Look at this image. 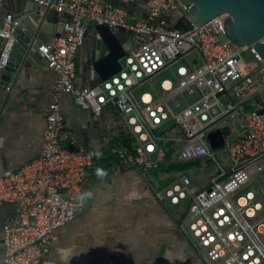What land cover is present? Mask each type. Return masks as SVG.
I'll list each match as a JSON object with an SVG mask.
<instances>
[{"label":"built area","instance_id":"obj_1","mask_svg":"<svg viewBox=\"0 0 264 264\" xmlns=\"http://www.w3.org/2000/svg\"><path fill=\"white\" fill-rule=\"evenodd\" d=\"M28 1L70 17L61 33L37 43L40 57L56 73L41 154L0 176V206L13 204L16 213L3 226V262L44 264L57 232L87 210L90 178L123 167L146 175L160 168L164 147L170 145L178 147L181 162L203 159L217 167L207 181L181 173L163 190L179 232L195 253L208 264H264V113L255 101L264 86V59L252 45L221 40L227 15L184 30L166 18L149 25L102 0ZM148 8L154 21L166 13L179 18L190 12L179 0H148ZM87 21L147 38L120 60L119 72L83 86L76 82V59L86 41ZM20 27L13 13L3 15L0 68L9 62ZM192 52L199 58H189ZM173 65L178 81L164 88L167 95H136V89ZM63 94L96 117L108 104L122 114L124 134L114 144L110 167L76 145L71 117L61 109ZM187 97L197 99L178 110ZM163 124L178 127L180 134L158 130ZM222 126L231 134L213 149L208 133Z\"/></svg>","mask_w":264,"mask_h":264},{"label":"crops","instance_id":"obj_2","mask_svg":"<svg viewBox=\"0 0 264 264\" xmlns=\"http://www.w3.org/2000/svg\"><path fill=\"white\" fill-rule=\"evenodd\" d=\"M26 9V1L3 0L0 25L7 12L18 18L30 17ZM135 16L142 18L138 13ZM177 18V14L170 16L173 21ZM50 33L43 30V41L37 39V43L49 42ZM194 58H199L198 53ZM173 67V78H164L156 85L157 77L168 67L136 89V95L147 83L153 85L147 91L167 95L164 88L178 81ZM55 81L56 73L39 56L19 70L7 92L0 93V176L21 169L41 154ZM76 82L83 86L98 82L88 40L77 54ZM196 99L187 97L178 110ZM59 101L62 111L71 117L76 145L102 167H110L116 159L114 144L124 134L120 111L108 104L96 117L71 95L63 94ZM168 128L180 134L178 127L168 124L158 130ZM154 178L151 172L144 175L126 167L90 178L85 184L87 210L57 232L44 264H208L179 232L173 209L163 199L164 189L155 187ZM15 217L13 204L0 206V264H5L3 226Z\"/></svg>","mask_w":264,"mask_h":264},{"label":"water","instance_id":"obj_3","mask_svg":"<svg viewBox=\"0 0 264 264\" xmlns=\"http://www.w3.org/2000/svg\"><path fill=\"white\" fill-rule=\"evenodd\" d=\"M26 11L30 17H20V29L17 41L13 46L8 64L0 68V93L7 92L14 83L19 70L30 61L39 57L37 39L43 41L40 33L50 30L53 39L63 31L65 21L70 17L67 13H59L55 9L28 0ZM103 2L125 10L129 16L138 13L149 25H158L159 20L166 18L173 28L189 30L193 24L203 25L213 18L226 14L225 32L220 34L223 42L233 46H254L264 59V0H179L182 5L190 7L189 15H183L170 21L171 13L163 14L157 21L150 20L148 0H102ZM27 13H23L25 15ZM39 18H38V17ZM60 19V20H58ZM124 36L125 39H122ZM86 41L91 46L92 64L98 82L105 81L121 70L120 60L130 51L139 46L147 34L126 32L120 27H110L89 21L85 31ZM85 41V42H86ZM260 106L259 112L264 113V86L255 95ZM231 134L228 126L208 133V140L213 149L225 144V138Z\"/></svg>","mask_w":264,"mask_h":264},{"label":"rangeland","instance_id":"obj_4","mask_svg":"<svg viewBox=\"0 0 264 264\" xmlns=\"http://www.w3.org/2000/svg\"><path fill=\"white\" fill-rule=\"evenodd\" d=\"M194 56H195V52H192V53H190L189 58L194 57ZM173 75H174V67L171 66L164 72L163 75H159L157 77L156 85H159L164 78H173ZM151 86H153L151 83H147L142 88L141 91L150 90ZM141 91L139 93H141ZM178 162H181V161L178 160V147H176L174 149V156H173L172 160L167 163V165L171 166L172 164H176ZM216 170H217V167L215 164H213V163L207 164L205 162V160L202 159L200 167L194 166V167L186 169V170H182V171H178V172H172V173H166V172H164L163 169L161 170V168H159L158 170H155L151 173L156 178L155 183H154L155 187L158 190H163L166 187L167 183L171 182V178H174V176H178L181 173H185L192 178H201V179L207 181L216 172Z\"/></svg>","mask_w":264,"mask_h":264},{"label":"trees","instance_id":"obj_5","mask_svg":"<svg viewBox=\"0 0 264 264\" xmlns=\"http://www.w3.org/2000/svg\"><path fill=\"white\" fill-rule=\"evenodd\" d=\"M165 149V160L161 163V170L163 169L166 173H172V172H178L182 170H186L189 168H192L194 166L200 167L202 159L190 161V162H178L176 164H172L171 166L167 165L168 162H170L174 156V147L167 145L164 147ZM210 163V162H209ZM208 163V164H209ZM177 176H174V178H171V181H173ZM170 182L167 183V185Z\"/></svg>","mask_w":264,"mask_h":264},{"label":"bare ground","instance_id":"obj_6","mask_svg":"<svg viewBox=\"0 0 264 264\" xmlns=\"http://www.w3.org/2000/svg\"><path fill=\"white\" fill-rule=\"evenodd\" d=\"M145 99H146V100H149V99H150V95H149V94H146V95H145Z\"/></svg>","mask_w":264,"mask_h":264}]
</instances>
